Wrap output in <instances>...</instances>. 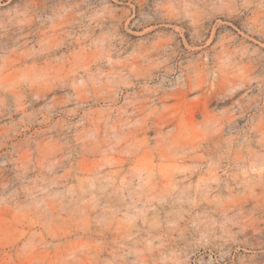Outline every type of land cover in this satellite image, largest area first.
Instances as JSON below:
<instances>
[{
    "label": "rangeland",
    "instance_id": "374dc122",
    "mask_svg": "<svg viewBox=\"0 0 264 264\" xmlns=\"http://www.w3.org/2000/svg\"><path fill=\"white\" fill-rule=\"evenodd\" d=\"M0 264H264V0H0Z\"/></svg>",
    "mask_w": 264,
    "mask_h": 264
}]
</instances>
